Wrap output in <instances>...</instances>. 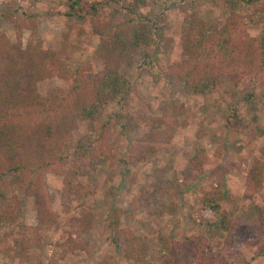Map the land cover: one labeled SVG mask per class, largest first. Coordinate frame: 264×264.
<instances>
[{"label": "rangeland", "instance_id": "374dc122", "mask_svg": "<svg viewBox=\"0 0 264 264\" xmlns=\"http://www.w3.org/2000/svg\"><path fill=\"white\" fill-rule=\"evenodd\" d=\"M75 1L73 16L42 19L37 36L44 50L76 64L91 59L97 43L89 22L79 15L99 0H0V14L18 7L40 15L63 14ZM102 1L105 9L99 19L105 21L117 6L112 0ZM144 11L166 14L165 40L160 55L153 47L124 55L121 73L132 83L124 107L133 117L130 127L122 120L110 140L114 153L124 160L129 159L133 143L152 141V130L162 135L166 148L147 153L133 165L106 162L99 170H83L76 180L87 191L81 195L60 194L67 173L48 174L54 221L41 234L42 248L29 249L14 259L12 243L21 227H39L32 200L26 198L13 209L19 221L0 225V264H189L197 246L207 248L219 264H264V179L256 188H244L249 168L264 144V86L247 99L252 86L228 76L223 77L219 91L199 96L191 95L176 79L155 83L149 68L163 71L181 59L182 28L192 14L218 26L227 16L215 0H175L171 6H146ZM1 33L14 40L13 23L0 17ZM245 33L254 37L259 29H245ZM22 35L25 42L29 32ZM43 75L38 84L41 97L64 85L48 65ZM172 108L179 112L176 123L151 127L143 119L145 115L158 118ZM88 134V121L80 119L73 139ZM242 140L251 141L249 152ZM157 175L178 184L182 192L144 204L139 190L153 189ZM226 180L234 182L228 193ZM213 195L215 201L205 206L206 198ZM127 228L142 248L139 262L123 258V236L117 229ZM112 237L120 243L118 248L111 244ZM217 242L221 246L213 250Z\"/></svg>", "mask_w": 264, "mask_h": 264}, {"label": "trees", "instance_id": "16d2710c", "mask_svg": "<svg viewBox=\"0 0 264 264\" xmlns=\"http://www.w3.org/2000/svg\"><path fill=\"white\" fill-rule=\"evenodd\" d=\"M112 1L117 7L108 20L99 19L105 9L102 0L88 5L79 15L89 22L97 43L93 57L76 64H67L55 52L44 50L37 36L42 19L73 16L76 1L63 14L40 15L21 7L0 14L14 26V40L0 34V225L19 221L20 215L13 209L29 198L39 226L21 227L12 243L14 259L29 249H41V234L54 221L48 174L67 173L60 194L81 195L87 191L76 180L83 170H99L106 162L133 165L143 161L147 153L155 154L166 148L162 135L152 130V141L133 143L129 159L124 160L114 153L110 138L122 120L130 127L133 117L124 107L132 89L131 81L121 73L124 55L150 47L160 55L165 40L166 14L149 15L144 8L171 6L175 0ZM215 2L226 10L227 20L218 26L192 14L188 25L182 28L181 59L163 71L150 67L151 78L155 83L176 79L185 84L191 95L199 96L219 91L223 77L228 76L249 83L252 89L247 99L253 98L264 86V0ZM255 28L259 29L258 35L245 33V29ZM25 30L29 36L24 42ZM45 65L64 85L41 97L38 84L43 80ZM145 116L143 119H148L152 127L176 123L179 112L172 108L158 118ZM80 119L88 121L90 134L74 140L72 134ZM263 179L264 144L249 168L245 190L258 187ZM181 192L178 184L157 175L153 189L140 188L139 200L150 204L166 194ZM214 201L213 195L206 198L204 205L210 206ZM117 234L123 236V258L139 262L142 248L133 231L117 229ZM111 244L118 248L120 243L112 237ZM189 264L219 263L207 248L197 246Z\"/></svg>", "mask_w": 264, "mask_h": 264}, {"label": "crops", "instance_id": "0c3cea01", "mask_svg": "<svg viewBox=\"0 0 264 264\" xmlns=\"http://www.w3.org/2000/svg\"><path fill=\"white\" fill-rule=\"evenodd\" d=\"M242 141H244L245 142V144H246V146H245V150H247L248 151V149L247 148H249L250 147V143H251V141H246V140H242ZM249 152V151H248ZM206 156H208V153L206 154ZM226 186H225V189H226V192L228 193L232 188H231V186L232 185H234V182L231 180V183L230 182H227V180H226ZM240 188V187H239ZM239 191V195H243V192H242V189H239L238 190ZM213 246H212V249L214 250V246H217V245H220L221 246V243H219V242H217V243H213L212 244Z\"/></svg>", "mask_w": 264, "mask_h": 264}]
</instances>
